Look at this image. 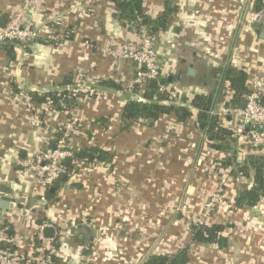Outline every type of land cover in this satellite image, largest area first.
Returning a JSON list of instances; mask_svg holds the SVG:
<instances>
[{
    "label": "crops",
    "instance_id": "1",
    "mask_svg": "<svg viewBox=\"0 0 264 264\" xmlns=\"http://www.w3.org/2000/svg\"><path fill=\"white\" fill-rule=\"evenodd\" d=\"M23 2L0 0V14L7 20ZM143 5L152 18L167 5L176 8L156 43L167 89L187 100L212 95L220 107L233 92L216 70L242 69L248 89L255 69L264 76V0H144ZM117 12L114 0H45L25 17L41 37L17 47L15 59L0 51V187L11 188L17 201L12 212L0 210V223L23 236L15 246L25 259L35 254L34 235L42 221L54 228L60 264H138L149 254L171 255L186 246L188 264H264V198L258 215L234 207L239 190L253 185V172L250 178L232 174L222 203L206 221L230 224L228 246L192 241L191 214L203 211L218 188L212 172L232 152L239 166L253 153L233 117L218 116L233 136L228 152L209 146L196 123H178L173 115L123 128L124 105L140 95L132 85L136 69L110 51L120 54L122 43L138 33L124 26ZM50 31L56 38H49ZM24 85L58 96L87 91L70 104L59 99L41 106L34 125L19 94ZM182 97L179 101L188 103ZM74 120L67 146L74 152L98 146L112 158L93 166L72 161L74 171L61 182L56 200H42L36 197L43 191L34 173L17 161L52 147L54 134Z\"/></svg>",
    "mask_w": 264,
    "mask_h": 264
},
{
    "label": "trees",
    "instance_id": "2",
    "mask_svg": "<svg viewBox=\"0 0 264 264\" xmlns=\"http://www.w3.org/2000/svg\"><path fill=\"white\" fill-rule=\"evenodd\" d=\"M114 1L118 10L116 16L123 22L124 26L135 28V32H138L141 26H145L150 32L157 36L166 29L172 14L176 11V8H171L167 5L163 14L152 18L145 13L143 5L144 0ZM260 7L261 1H258L256 9H260ZM19 46L22 45L17 41L1 42L0 51L5 50L10 59H15L16 49ZM216 72L222 77L221 83H224L226 80L229 89L233 92L231 103L242 105L243 96L249 92L247 87L249 79L248 73L242 69L230 66L223 71L216 70ZM103 84L116 89L120 88L119 85L112 81H105ZM14 88L17 89V86H14ZM18 90L20 89L18 88ZM134 91L137 94L140 93V95L133 100H129L124 105L122 110V119L124 122L123 128H126L131 122H150V124H153V122L157 121L162 116L173 115L178 123H186L190 121L196 123V125L204 132L209 146L217 150L224 149L226 152L230 150V144L233 140L232 133L218 123V116L210 114L211 110L218 107V101H216L212 95H206L203 93L195 94L187 100V98L182 97L172 89L162 91L159 85L152 86L150 83L143 87L139 85L135 86ZM29 93L35 103V112H37V114L39 110H42L43 107L41 106L47 104L54 105L59 99L65 100L70 104L69 100L74 96L67 93H65L64 96H58L56 92L52 91L45 94H40L37 91H29ZM173 93H175L177 97H174L172 95ZM181 97L183 100H187L190 105H183L184 102L179 101ZM65 130L66 128L59 129L54 134V138L51 141L52 144H55L64 135ZM111 158L112 154L108 150L98 146L85 147L78 152H74L75 163H82L86 166H93L100 162H108ZM235 158L236 156L233 152L232 155H227L224 158V165L222 166H232L231 172L235 177L243 176L245 178H250L252 172L254 176L252 177L253 185L250 188L243 187L239 190L235 198L234 207L239 209H251L258 206L260 201L264 198V161L260 155L251 153L248 155L245 164L239 166L235 163ZM74 167V164L66 163V176L63 179L59 178L53 184L54 191L48 188L43 194L37 195L36 197L44 195L49 201H55L57 190L61 188V182L67 181V174L73 172ZM39 224H43L42 221H39ZM229 226V223L206 222L201 225L191 223L192 241L195 244L217 245L220 249H223L228 246L229 238L225 234V231ZM38 246L39 243L36 240V252ZM17 249L18 248L14 246L12 251L17 252L21 256ZM86 253L90 254L91 248L87 249ZM36 254L37 253L34 254V257H36ZM189 261V247L186 246L171 255L149 254L144 259L143 264H188ZM53 263L60 264L58 256L54 257Z\"/></svg>",
    "mask_w": 264,
    "mask_h": 264
},
{
    "label": "built area",
    "instance_id": "3",
    "mask_svg": "<svg viewBox=\"0 0 264 264\" xmlns=\"http://www.w3.org/2000/svg\"><path fill=\"white\" fill-rule=\"evenodd\" d=\"M45 0H24L23 5L18 8L7 20L4 26H0V43L8 41H17L22 47L28 45L31 41L41 37V30L37 27L28 25L25 20L27 11L33 7H42ZM1 16V14H0ZM136 39H128L121 45L120 54L110 51L114 57H121L131 60L136 69L133 86H145L155 79L160 81L163 76L162 66L159 54L156 48L158 36L150 32L145 26L139 29ZM49 38H56L53 31L49 32ZM105 51V49L103 50ZM162 91L167 88L159 84ZM87 90L76 88L73 95ZM19 94L31 111L32 124L38 123L37 112H35V103L28 90L20 88ZM177 97L175 93L172 94ZM228 98V97H227ZM229 102L223 103L220 107L210 111L214 116H230L239 124L238 133H245L252 152L256 155L264 154V76L260 75L257 69L251 74L249 92L243 96L246 99L245 105H236ZM183 105H190L183 103ZM76 120L70 122L64 135L54 144L56 148L36 149L29 157L18 160V166L31 170L34 173L35 183L40 190L46 189L60 178L61 173H66L65 160L71 157L74 160V151L67 146V140L74 129ZM218 179V188L206 203L203 211L193 212L191 214V223L201 225L206 223L212 212L222 203L225 187L233 179L230 168H223L218 165L212 172ZM45 200L44 195L41 196ZM257 207V206H255ZM51 224L43 223L38 226L34 237L39 246L36 257L23 258L17 252L12 251L19 239L23 236H15L10 226L6 222L0 223V264H54V257L57 255L55 235L47 237L44 229ZM98 255V253H97ZM96 255V256H97ZM144 260L138 264H143Z\"/></svg>",
    "mask_w": 264,
    "mask_h": 264
},
{
    "label": "water",
    "instance_id": "4",
    "mask_svg": "<svg viewBox=\"0 0 264 264\" xmlns=\"http://www.w3.org/2000/svg\"><path fill=\"white\" fill-rule=\"evenodd\" d=\"M6 23V18L4 16H0V26H4ZM258 25L259 23L256 22L254 24L255 28H258ZM260 35L261 37H264V33L263 32H260ZM190 74H194V69H190L189 71ZM165 83V80H151L150 81V85L152 86H158L159 84H163L164 85ZM25 89L29 90V91H34V88L33 87H29L28 85H24ZM246 104V99H243L242 100V105H245ZM53 149L56 148V145H53L52 146ZM73 161V159L71 157H68L66 160H65V163L67 164H71ZM65 174L66 173H61L60 174V178L63 179L65 177ZM9 186L10 187H13L14 184L13 183H9ZM50 189L52 191H54V187H50ZM0 192L3 193V195H0V210L1 211H6V212H12L15 207L17 206V201L15 199V197L13 196L14 193H13V190L10 188V189H2V186L0 187ZM252 211L254 214L258 215L259 214V210L256 208V207H253L252 208ZM44 233L47 237H53L54 236V228L52 226H47L45 229H44Z\"/></svg>",
    "mask_w": 264,
    "mask_h": 264
},
{
    "label": "rangeland",
    "instance_id": "5",
    "mask_svg": "<svg viewBox=\"0 0 264 264\" xmlns=\"http://www.w3.org/2000/svg\"><path fill=\"white\" fill-rule=\"evenodd\" d=\"M103 259H105V257Z\"/></svg>",
    "mask_w": 264,
    "mask_h": 264
}]
</instances>
